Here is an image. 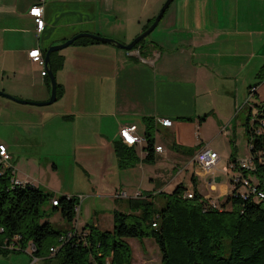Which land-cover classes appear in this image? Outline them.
Returning <instances> with one entry per match:
<instances>
[{"label": "crops", "instance_id": "0c3cea01", "mask_svg": "<svg viewBox=\"0 0 264 264\" xmlns=\"http://www.w3.org/2000/svg\"><path fill=\"white\" fill-rule=\"evenodd\" d=\"M165 1L145 0L138 12L129 0H0V90L18 99L46 101L51 79L29 58L30 49L39 48L44 56L50 46L82 32L128 44ZM35 4L43 8L44 27L39 33L28 13ZM259 19L264 29V0H173L153 31L155 36L142 47L127 50L101 41L76 42L85 38L81 37L55 51L62 62L55 73L62 85L58 106L23 104L0 95L2 110L17 116L10 122L25 118L34 127L27 135L12 133L27 150L10 149L11 162L22 157L39 164L43 157L45 165L52 161L58 168L57 157L73 155L89 181L87 198L81 195L83 203L106 197L109 220L115 209L128 211V201L137 193L168 191L202 146L212 147L220 135L232 141L256 103L264 102V30L245 29ZM253 86L257 89L251 92ZM242 112L247 113L245 120L239 117ZM146 117L155 123L153 161L145 160ZM162 118L173 124L164 126ZM132 124L145 140L128 146L134 158L122 166L115 142L121 140L120 128ZM207 126L213 131L206 129L209 137L204 133ZM32 145L40 146L39 155L28 150ZM157 146L163 150L157 151ZM232 154L231 147L219 154L210 171L194 167L193 185L206 199L219 201L233 190V178L241 173L230 164ZM90 216L81 215L80 227L91 222Z\"/></svg>", "mask_w": 264, "mask_h": 264}, {"label": "trees", "instance_id": "16d2710c", "mask_svg": "<svg viewBox=\"0 0 264 264\" xmlns=\"http://www.w3.org/2000/svg\"><path fill=\"white\" fill-rule=\"evenodd\" d=\"M147 37L134 48L144 46ZM79 41L100 43L89 37L76 42ZM56 54H51L54 73L62 66ZM61 94L62 85L58 83L57 98ZM145 121V160L153 161L155 123L151 117ZM244 126L251 167L239 163L232 140L230 164L240 171L241 177L238 181L233 178L230 194L211 201L194 183L193 197H188L190 190L179 183L171 192L158 193L165 200L161 209L155 205L158 194L130 198L128 211L114 210L111 229L87 222L80 230H59L50 221L42 222L39 206L46 199H56L58 204L52 203L53 206L66 220L74 221L77 196L45 193L29 181L15 184L13 168L0 163V247L6 251L3 253L23 251L31 244V259L43 264H132L129 238L141 242L153 238L161 251L162 264H264V102L256 103ZM115 148L120 164L130 165L127 160L133 153L128 145L119 140Z\"/></svg>", "mask_w": 264, "mask_h": 264}, {"label": "rangeland", "instance_id": "374dc122", "mask_svg": "<svg viewBox=\"0 0 264 264\" xmlns=\"http://www.w3.org/2000/svg\"><path fill=\"white\" fill-rule=\"evenodd\" d=\"M143 3L145 4V0H129V6L131 7V9L134 8L138 12L143 11ZM242 24H244V20L242 21ZM244 25H242V27ZM262 28L263 25L261 19H259V21L255 26L245 27V29L248 31H254V30L263 31L264 29ZM155 34H156L155 32H152L147 38L149 39L151 38V36H155ZM58 104L59 103L54 102L53 104H51L52 105L51 107L58 106ZM2 109L3 108L0 106L1 144L5 145V147L8 148L7 149L9 150L8 152H11L13 148H15L16 151L18 150L20 152H22L23 150H27V146L23 147L21 146V144H19L20 141L16 142L18 140L12 137V133L18 130L20 134L27 135L29 129L33 130L34 127L29 125L28 124L29 120L22 118V116H20L22 119H18V120L15 119L12 122H10V120L12 119L11 116H15V115H13L12 112L7 113L6 110H2ZM246 116L247 113L242 112L239 117L245 120ZM236 121L237 120H234L233 125L236 124ZM244 127H245L244 125H238V132H237L238 135L236 137L234 135L231 136V140H236V146L238 147L236 157L238 158V160H244L250 156L249 144L245 135ZM206 129L208 133H212L213 131H210L208 126L206 128L204 127V133L207 137H209V135L206 133ZM191 136H194V133H191L190 137ZM223 136L224 135H220L216 140L211 142V145L219 152V154L225 155L228 152V149L230 150V147L233 148V145L231 141L224 139ZM166 137L167 136H165V138ZM14 142L16 144H14ZM49 146H46V148ZM39 148H40L39 145L37 146L32 145L28 147V150L30 152H35L37 155H39L40 153L38 152ZM176 150H180V149L176 147ZM75 159L73 155L68 157L65 156L64 158L57 157L55 161L59 166L58 168H54V164L52 161L47 162L45 165L43 162V157L40 158L39 164H36L34 161H32L33 159L31 158L29 159V161H27L22 159V157L20 158L19 162L17 161L16 157L12 158V162L10 160V163H12L13 165L14 173H16L17 176L22 180L21 182L27 181V180H23L22 178H29L30 181L32 182L34 181L36 186L40 187V189L43 190L45 193L49 192L57 196H61L63 194H73L77 196L79 201L78 203L79 209H77L76 211V216L74 218V221L66 220L63 217L61 211L53 206L52 200L46 199L39 206V213L42 222L50 221L53 224V226L59 230H68V229L73 230L75 228H78L80 230V228H82L80 226L83 222V220L81 219V215L84 213H88V214L92 213V216H90L92 217L90 220L91 222L93 223L100 222L101 228L109 229V227H111L113 224V219L112 216L110 220L107 218L108 214L111 213L109 211L110 206L107 198L106 197H101V198L96 197V199L91 198L89 200L90 201L89 203L87 204L83 203L84 198L82 196H85V198H87L88 195L87 188L89 185V181L84 175V173L80 171V169L77 167ZM197 165L198 163L192 160L188 165V169L187 170L184 169V172L180 174V176L175 181V183H172V185L169 184L171 186L169 187L168 191L164 188L165 191L171 192L174 189V187H176L179 183H183L185 187L187 188L190 187L191 190H193L194 185L192 182V177L194 174V167ZM249 166L251 167V161L249 162ZM19 178L16 177L17 180H20ZM164 204H165L164 198H162L161 195L158 194L155 197V205L157 209H161L164 206ZM218 205H220V203H218ZM94 209H96L98 213L95 214ZM97 215L100 217V220H98ZM129 240L133 248L132 264H162L161 251L153 238H145L144 241L142 242L137 238H129ZM1 248L3 249V247H0V264H43L41 262L35 261L33 258L31 259L30 253L25 249L23 251H17V252L11 251L8 254H4L3 252L6 251L2 250Z\"/></svg>", "mask_w": 264, "mask_h": 264}, {"label": "built area", "instance_id": "2783aa9c", "mask_svg": "<svg viewBox=\"0 0 264 264\" xmlns=\"http://www.w3.org/2000/svg\"><path fill=\"white\" fill-rule=\"evenodd\" d=\"M28 13L34 18V23H35V28L36 32H41V30L44 27V20H43V8L41 4H35L33 5ZM28 56L29 58L38 64H40L44 70L42 71V75H46L47 71L45 69V60L44 56L39 48H32L28 51ZM256 88L253 87L251 90H255ZM252 92V91H251ZM161 123L164 126H171L173 124V121L170 118H162ZM119 136L122 140V142L128 146H134L138 143H141L145 140V137L138 132V126L135 124L132 125H126L120 128L119 131ZM157 151H162L163 147L162 146H157L156 147ZM219 160V154L217 151L212 149L210 144H205L202 146L194 155V162L198 163L199 166H201L203 169L210 171L212 168H214ZM251 161L250 156L247 159L244 160H239V163L245 167L249 168V162ZM0 163L3 164L5 167H12L10 163V154L5 147V145L0 143ZM13 168V167H12ZM14 171V170H13ZM241 175L235 178L237 181L240 179ZM21 181L17 180L16 178L14 179V183L18 184ZM247 183L246 181H244ZM22 183V182H21ZM137 195L140 196V193H137ZM188 197H193L192 191L188 192ZM54 205L58 204V201L56 199L53 200L52 202ZM77 209L79 207L77 206ZM15 238H17L15 236ZM64 237L61 238L63 240ZM33 250V246H29V253ZM55 248H52V251H55Z\"/></svg>", "mask_w": 264, "mask_h": 264}, {"label": "water", "instance_id": "95a60500", "mask_svg": "<svg viewBox=\"0 0 264 264\" xmlns=\"http://www.w3.org/2000/svg\"><path fill=\"white\" fill-rule=\"evenodd\" d=\"M172 1L173 0H166L165 3L163 4L162 8L160 9L159 13L155 17V20L153 21V23L147 29H145L143 32L138 34L128 44L122 43V42L116 40L115 38H110V37L102 36V35L95 34V33L82 32V33H79V34L75 35L74 37L66 40L63 43L55 44V45H52L49 48H47L45 51V55H44L45 69L47 71V74H49V76H50L52 88H51L50 98L47 99L46 101H44V102H32V101H27V100H23V99H18V98H15V97L5 93L2 90H0V95L7 97L9 99H12L16 102L23 103V104L47 105V104L54 103L57 100L58 82H57L56 75H55V73L51 67V54L53 52L59 51L65 47L73 44L75 42V40H77L78 38H81V37L93 38V39H96V40L101 41V42H107V43L115 44L117 47H120V48L132 50L137 43H139L142 39L146 38L148 35H150L156 29V27L160 23L161 19L163 18L165 11L167 10V8L169 7V5L171 4Z\"/></svg>", "mask_w": 264, "mask_h": 264}]
</instances>
